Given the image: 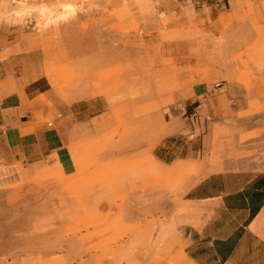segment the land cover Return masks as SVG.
<instances>
[{"label": "rangeland", "instance_id": "rangeland-1", "mask_svg": "<svg viewBox=\"0 0 264 264\" xmlns=\"http://www.w3.org/2000/svg\"><path fill=\"white\" fill-rule=\"evenodd\" d=\"M229 1L213 22L159 0H0V135L31 82L35 125L60 123L55 104L104 110L47 162L0 160V264L188 263L180 230L215 205L187 192L264 170V0Z\"/></svg>", "mask_w": 264, "mask_h": 264}, {"label": "crops", "instance_id": "crops-1", "mask_svg": "<svg viewBox=\"0 0 264 264\" xmlns=\"http://www.w3.org/2000/svg\"><path fill=\"white\" fill-rule=\"evenodd\" d=\"M159 2L163 11L178 15L180 8H191L199 21H205L209 15L214 22L216 17L231 10L229 0ZM179 20L185 21L182 16ZM221 86L216 91H221ZM206 93V87L195 86V98L185 100L184 105L190 102L200 108L199 99ZM23 96L26 105L19 96L3 100L7 107L1 112V123L6 125L13 118L17 125L12 128L6 125L4 135H0V160L21 166L47 162L61 149L60 145H64L72 127L89 123L104 113L99 99L71 105L55 104V110L61 112L57 117L60 123L56 121L55 126L46 128L35 125L33 120V111L39 109L33 102V82L23 87ZM219 176L221 173L209 176L187 192L185 201L210 202L208 206L214 204L215 207L209 210L207 219L203 217L202 225L181 228L186 264H264V170L254 175L251 187L234 191Z\"/></svg>", "mask_w": 264, "mask_h": 264}, {"label": "bare ground", "instance_id": "bare-ground-1", "mask_svg": "<svg viewBox=\"0 0 264 264\" xmlns=\"http://www.w3.org/2000/svg\"><path fill=\"white\" fill-rule=\"evenodd\" d=\"M58 3V2H57ZM22 10V9H21ZM27 11L24 12V13H28V15H31V13H37L36 15L38 16H42L44 17V13L46 12L45 10H42V9H26ZM18 11V10H17ZM16 11V12H17ZM48 13H50V11H48ZM25 16V14L23 15V17ZM56 17L54 16H49L48 20L51 21L53 19H55Z\"/></svg>", "mask_w": 264, "mask_h": 264}]
</instances>
